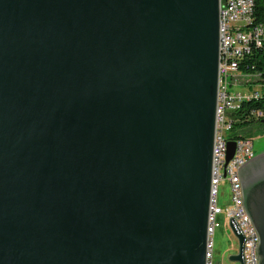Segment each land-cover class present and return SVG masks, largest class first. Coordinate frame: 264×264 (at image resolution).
Wrapping results in <instances>:
<instances>
[{"label":"water","instance_id":"1","mask_svg":"<svg viewBox=\"0 0 264 264\" xmlns=\"http://www.w3.org/2000/svg\"><path fill=\"white\" fill-rule=\"evenodd\" d=\"M219 23V0H0V264H207ZM239 174L264 264V153Z\"/></svg>","mask_w":264,"mask_h":264},{"label":"built area","instance_id":"2","mask_svg":"<svg viewBox=\"0 0 264 264\" xmlns=\"http://www.w3.org/2000/svg\"><path fill=\"white\" fill-rule=\"evenodd\" d=\"M255 0H219L220 47L216 114V143L214 177L207 232V264H214V234L223 215L229 222L233 217L245 236L244 264H259V237L243 206V188L239 168L255 157L252 139L234 129L237 123L257 120L263 111L248 104L258 100L263 90L241 85L245 78L261 77V71L241 69V61L253 49L264 51V23L254 19ZM234 142L233 157L226 163L228 142ZM221 187L228 189L227 199L219 201Z\"/></svg>","mask_w":264,"mask_h":264},{"label":"rangeland","instance_id":"3","mask_svg":"<svg viewBox=\"0 0 264 264\" xmlns=\"http://www.w3.org/2000/svg\"><path fill=\"white\" fill-rule=\"evenodd\" d=\"M240 82L245 87L258 88L264 92V76L251 77L250 79L243 77ZM243 131L252 139L255 156L264 153V123L247 126ZM227 194L228 189L221 187L219 195L221 203L227 199ZM218 220L220 227L216 229L214 234V264H238L228 259L229 255L237 249V238L229 225V221L223 215H219Z\"/></svg>","mask_w":264,"mask_h":264},{"label":"trees","instance_id":"4","mask_svg":"<svg viewBox=\"0 0 264 264\" xmlns=\"http://www.w3.org/2000/svg\"><path fill=\"white\" fill-rule=\"evenodd\" d=\"M254 19L257 22L264 23V0H255ZM240 68L250 71L258 70L261 71L262 76H264V51L254 48L253 51L245 55V57L241 61ZM248 106L262 109L263 116L257 120H247L237 123L234 129H240L241 131L238 130V133H240V135L242 136H247L243 133L244 128H246L247 126H251L255 123L259 125L264 123V92H262V95L258 100L250 102Z\"/></svg>","mask_w":264,"mask_h":264},{"label":"bare ground","instance_id":"5","mask_svg":"<svg viewBox=\"0 0 264 264\" xmlns=\"http://www.w3.org/2000/svg\"><path fill=\"white\" fill-rule=\"evenodd\" d=\"M220 64H222V47H220Z\"/></svg>","mask_w":264,"mask_h":264},{"label":"crops","instance_id":"6","mask_svg":"<svg viewBox=\"0 0 264 264\" xmlns=\"http://www.w3.org/2000/svg\"><path fill=\"white\" fill-rule=\"evenodd\" d=\"M234 252H236V251H234ZM234 252H233V253H234Z\"/></svg>","mask_w":264,"mask_h":264}]
</instances>
